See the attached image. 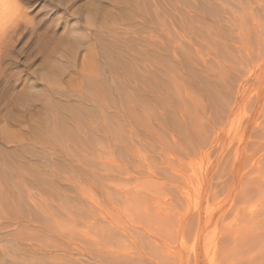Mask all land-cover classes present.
Instances as JSON below:
<instances>
[{
    "label": "rangeland",
    "instance_id": "rangeland-1",
    "mask_svg": "<svg viewBox=\"0 0 264 264\" xmlns=\"http://www.w3.org/2000/svg\"><path fill=\"white\" fill-rule=\"evenodd\" d=\"M11 2L0 264H264V0Z\"/></svg>",
    "mask_w": 264,
    "mask_h": 264
},
{
    "label": "bare ground",
    "instance_id": "bare-ground-1",
    "mask_svg": "<svg viewBox=\"0 0 264 264\" xmlns=\"http://www.w3.org/2000/svg\"><path fill=\"white\" fill-rule=\"evenodd\" d=\"M12 1H13V0H12ZM133 2H134V1H133ZM15 3H16V2H15ZM8 4H12V5H13L14 3H12V2L10 3V0H0V10H2V8H4V7H7V8H8ZM14 5H15V4H14ZM10 7L13 8L11 5H10ZM15 8H16V7H15ZM8 9H10V8H8ZM6 10H7V9H6ZM7 11H8V10H7ZM7 11H6V12H7ZM11 11H12V10H11ZM0 12H1V11H0ZM4 12H5V11H4ZM9 12H10V10H9ZM13 12H14V11H13ZM11 13H12V12H11ZM11 13H10V14H11ZM1 14H2V12H1ZM1 14H0V15H1ZM5 14L8 15L9 13H5ZM5 14H2V15H5ZM8 16H9V15H8ZM4 18H6V17H4ZM8 18H9V17H8ZM6 19H7V18H6ZM12 19H13V18H12ZM1 20H2V19H0V22H1ZM3 20H4V19H3ZM7 20H8V19H7ZM10 20H11V18L8 20L9 23L12 22V21H10ZM8 22H7V23H8ZM2 23L4 24V23H5V20H4ZM2 23H1V24H2ZM9 23H8V24H9ZM3 24H2V25H3ZM8 24H7V25H8ZM3 26H4V25H3ZM3 26H2V27H3ZM9 26H12L11 23H10ZM9 26H8V28H9ZM13 26H14V25H13ZM4 28H5V26H4ZM12 28H13V27H12ZM12 28H11V29H12ZM14 28H15V27H14ZM5 30H6V29H5ZM12 30H13V29H12ZM7 31H8V30H7ZM0 32H1V31H0ZM1 33H3V32H1ZM70 109H71V108H70ZM68 111H69V110H68ZM63 114H64V113H63ZM65 115H66V114H65ZM72 115H75V114H72ZM78 115H79V114H78ZM66 116H67V115H66ZM76 116H77V115H76ZM63 119H64V118H63ZM73 119H74V118H73ZM67 131H68V130H67ZM65 133H66V132H65ZM140 195H141V194H140ZM263 195H264V194H263ZM140 197H141V196H140ZM146 198H147V197H146ZM142 201H143V200H142ZM11 202H12V201H11ZM144 202H146V201H144ZM138 204H139V203H138ZM141 204H142V203H141ZM10 205H11V204H10ZM147 205H148V204H147ZM263 206H264V205H263ZM2 207H3V206H2ZM5 207H7V206H5ZM13 207L16 208L15 205H14ZM148 207H149V206H148ZM148 207H147V208H148ZM0 208H1V207H0ZM149 208H150V207H149ZM159 208H160V207H159ZM1 210H2V209H1ZM138 210H139V209H138ZM154 210H155V209H154ZM147 211H148V210H147ZM149 211H150V210H149ZM155 211H156V210H155ZM145 213H146V212H145ZM150 213H151V212H150ZM147 214H148V213H147ZM137 229L139 230V228H137ZM105 231H106V230H105ZM108 231H109V232H108L109 234H111V233L113 232V230H112V231L108 230ZM121 231H122V230H121ZM121 231H120V232H121ZM110 232H111V233H110ZM125 233H126V232H125ZM142 233H143V232H142ZM144 233H145V232H144ZM109 234H107V235L105 234V235L108 236V237H109V240H110L111 237H110ZM121 234H123V233H121ZM115 235H116V234H115ZM115 235H114V237H115ZM147 235H148V234H147ZM134 236H135V235H134ZM136 236H137V235H136ZM112 237H113V235H112ZM115 238H116V237H115ZM105 239H107V238H105ZM117 239H119V238H117ZM123 239H124V237H123ZM131 239H132V238H131ZM125 240H126V239H125ZM117 241H118V240H117ZM110 242H112V241H110ZM133 242H134V241H133ZM117 243H118V242H116L115 245H119V243H118V244H117ZM134 243H135V242H134ZM109 245H110V244H109ZM111 245H113V242H112ZM115 245H114V246H115ZM121 246H122V245H121ZM121 246H120V247H121ZM118 247H119V246H118ZM120 247H119V248H120ZM122 247H123V246H122ZM109 248H110V247H109ZM136 248H137V247H136ZM111 249H112V250H111ZM111 249H110V250L112 251V253H113V250H117V249H113V247H112ZM114 252H117V251H114ZM118 252H120V256H121V255L124 256V255L126 254V251H125V252H124V250L121 251V249H120ZM121 252H122V253H121ZM123 252H124L125 254H123ZM127 252H128V251H127ZM138 252H139V253H138ZM138 252H137V254H139L140 256H136V255H134V257H133V255H132L131 253H129V252L126 254V256H127V255L129 256L128 259L130 260V262H128V263H127V261L124 259V258H127V257H124V258H123L122 256H121V257L123 258V261H124V260L126 261L127 264H145V263L147 262V260H146V255H145L143 252H140V251H138ZM135 253H136V252H135ZM117 255H118V253H117ZM120 256H119V257H120ZM135 256H136V257H135ZM115 257H118V256H115ZM144 258H145V259H144ZM125 261H124V262H125ZM116 263H117V262H116ZM9 264H10V263H9ZM120 264H121V263H120Z\"/></svg>",
    "mask_w": 264,
    "mask_h": 264
}]
</instances>
